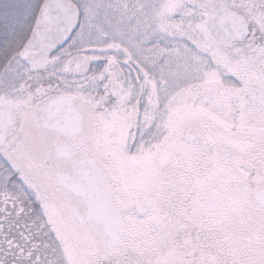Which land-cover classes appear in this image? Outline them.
Instances as JSON below:
<instances>
[{
  "label": "snow or ice",
  "instance_id": "6c2138e0",
  "mask_svg": "<svg viewBox=\"0 0 264 264\" xmlns=\"http://www.w3.org/2000/svg\"><path fill=\"white\" fill-rule=\"evenodd\" d=\"M0 264H264V0H0Z\"/></svg>",
  "mask_w": 264,
  "mask_h": 264
}]
</instances>
